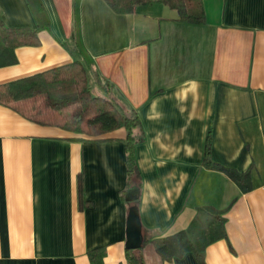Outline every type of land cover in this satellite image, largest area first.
Returning <instances> with one entry per match:
<instances>
[{"label":"crops","instance_id":"1","mask_svg":"<svg viewBox=\"0 0 264 264\" xmlns=\"http://www.w3.org/2000/svg\"><path fill=\"white\" fill-rule=\"evenodd\" d=\"M39 1V41L15 46L0 83L81 59L96 92L138 111L135 183L155 243L188 227L201 205L225 209L226 236L208 243L204 263L187 251L149 254V264H264V0H203L204 22L158 1L130 13L106 0ZM0 15L12 27L39 24L30 0H0ZM126 134L83 139L0 103V264H91L100 246L105 264H129ZM209 134L212 160L251 169L250 189L203 163Z\"/></svg>","mask_w":264,"mask_h":264},{"label":"trees","instance_id":"2","mask_svg":"<svg viewBox=\"0 0 264 264\" xmlns=\"http://www.w3.org/2000/svg\"><path fill=\"white\" fill-rule=\"evenodd\" d=\"M33 4L39 20L37 28L28 26L12 27L0 15V65L16 61L15 46L21 42L39 41L37 32L45 27L44 7L38 0ZM163 2L179 12V19L187 22H204L205 6L203 0H106L118 13H130L139 3ZM0 103L8 106L26 118L37 123L56 125L84 134L83 139H104L107 133L125 127L127 134L123 139L127 158V188L123 192L131 206L140 203L141 177L136 157V144L144 140L142 120L135 108L111 94L96 92L89 81V71L81 59L0 83ZM203 163L219 169L231 177L242 190L252 186L251 169L242 171L215 162L211 158V135L206 144ZM78 189L81 207L90 204L84 197L82 172L78 175ZM135 196V198H129ZM225 209L210 204L199 207L192 223L177 232L166 234L155 243L153 234L142 227L143 242L138 248H127L129 264H149L148 255L154 250L162 261L182 256L193 251L198 260L204 263L205 248L211 241L226 236ZM106 246L88 251L91 264H105Z\"/></svg>","mask_w":264,"mask_h":264},{"label":"water","instance_id":"3","mask_svg":"<svg viewBox=\"0 0 264 264\" xmlns=\"http://www.w3.org/2000/svg\"><path fill=\"white\" fill-rule=\"evenodd\" d=\"M129 198H135L131 196ZM143 242L142 221L137 204L130 206L127 223V248H138Z\"/></svg>","mask_w":264,"mask_h":264},{"label":"rangeland","instance_id":"4","mask_svg":"<svg viewBox=\"0 0 264 264\" xmlns=\"http://www.w3.org/2000/svg\"><path fill=\"white\" fill-rule=\"evenodd\" d=\"M95 90H96V89H95ZM149 254H150V258H149V255H148V258H149V259L153 258L154 256H157V253L154 252V250H152Z\"/></svg>","mask_w":264,"mask_h":264}]
</instances>
